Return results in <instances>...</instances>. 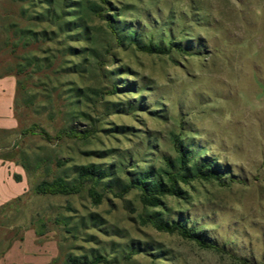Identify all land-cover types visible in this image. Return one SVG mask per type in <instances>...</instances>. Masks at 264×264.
Here are the masks:
<instances>
[{"label":"rangeland","instance_id":"obj_1","mask_svg":"<svg viewBox=\"0 0 264 264\" xmlns=\"http://www.w3.org/2000/svg\"><path fill=\"white\" fill-rule=\"evenodd\" d=\"M151 44L182 49H138ZM4 76L18 125L0 132V160L23 193L0 207V257L37 234L57 247L48 264H264V0H0ZM177 138L189 168L208 157L222 180L179 184L156 207L136 189L118 197L132 182L168 186ZM91 166L99 202L91 184L36 191Z\"/></svg>","mask_w":264,"mask_h":264},{"label":"trees","instance_id":"obj_2","mask_svg":"<svg viewBox=\"0 0 264 264\" xmlns=\"http://www.w3.org/2000/svg\"><path fill=\"white\" fill-rule=\"evenodd\" d=\"M106 1V0H103ZM182 49L180 46L172 45V47L163 46H139L138 49L144 53L156 54V55H168L172 52L173 48ZM116 90V88H114ZM32 128L28 130V133L34 132ZM40 133L45 137H49L48 134L41 130ZM93 133L91 131H78L74 128L68 132V135L75 138L86 139ZM49 139V138H48ZM179 153V165L174 172L167 173L168 186L162 183H156L148 186L141 182H132L131 184L123 187L118 194V197H123L131 190L136 189L141 192L142 201L146 206L156 207L160 205V198L164 196H174L179 194V184H189L195 180L201 181H221L224 177V172L219 168L218 164L208 157L200 158V161L195 164L194 167L189 168L190 160L188 158V152L182 147L181 141L175 139ZM103 172L97 170L94 166L82 167L79 169L78 178L75 184L63 180H55L53 182H43L37 186L36 191L45 195H73L78 194L86 184H91L90 195L96 202L101 200V195L97 192V188L101 185L103 178ZM146 222L150 223L158 231L166 232L169 234H178L184 239H188L196 242L199 246L204 248H215L212 243L204 242L203 239L195 234L192 230L188 229L181 222L164 223L158 222L154 219H147ZM106 263L103 257L95 258L91 263L79 262L78 260H72L71 264H99Z\"/></svg>","mask_w":264,"mask_h":264},{"label":"crops","instance_id":"obj_3","mask_svg":"<svg viewBox=\"0 0 264 264\" xmlns=\"http://www.w3.org/2000/svg\"><path fill=\"white\" fill-rule=\"evenodd\" d=\"M16 83L8 76L0 77V132L13 130L18 123L14 114ZM8 166L0 160V207L23 193L18 189ZM37 234H24L1 257L0 264H48L57 254L52 242L36 243Z\"/></svg>","mask_w":264,"mask_h":264}]
</instances>
